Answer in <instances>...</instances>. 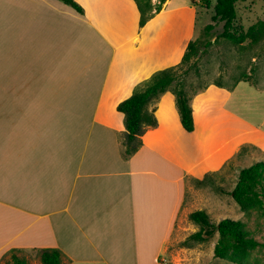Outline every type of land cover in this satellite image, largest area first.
Returning a JSON list of instances; mask_svg holds the SVG:
<instances>
[{
	"label": "crops",
	"instance_id": "1",
	"mask_svg": "<svg viewBox=\"0 0 264 264\" xmlns=\"http://www.w3.org/2000/svg\"><path fill=\"white\" fill-rule=\"evenodd\" d=\"M75 1L84 15L58 0H0V263L14 250L59 249L69 264H161L187 179L224 168L244 121L227 111L234 92L219 104L209 87L192 100L189 133L166 92L157 126L123 157L117 107L180 63L193 10L168 0L140 27L135 0Z\"/></svg>",
	"mask_w": 264,
	"mask_h": 264
},
{
	"label": "rangeland",
	"instance_id": "2",
	"mask_svg": "<svg viewBox=\"0 0 264 264\" xmlns=\"http://www.w3.org/2000/svg\"><path fill=\"white\" fill-rule=\"evenodd\" d=\"M157 1L153 0L154 3ZM210 1L211 7L205 8L199 4H192V0H169V9L188 6L193 10L195 20L193 40L199 39L202 45L200 56L193 58L188 66H183V70L190 67L189 73L185 76L187 91L192 103L196 96L210 87L208 95H211L214 102L219 104H222L220 102L225 103L228 98L227 91L234 92L232 99L226 101L227 111L235 113L244 121V143L227 161L224 168L219 172L209 174L210 177L204 185L199 186L196 178L187 179L185 202L167 246V254L161 258V264H235L214 257V245L218 235L207 242L199 244L191 242L192 245L194 244L192 247L185 246L189 237L200 230V227L189 219L190 214L197 210L206 211L214 223L226 218L242 219L252 235L260 242H264V203H258L248 211H243L234 199L219 192V188L230 191L236 186L242 168L257 162H264V147L262 148L264 141V42L243 49L233 46L224 39H218L223 32L224 23H213L212 17L217 0ZM236 9L237 19L233 30L238 35L248 33L258 23L264 21L263 0H243L237 3ZM176 16L171 11L166 13L168 20ZM208 43L210 44L207 46ZM248 43L249 41L244 45ZM181 62L182 60L173 67L181 68ZM150 79L151 77L138 84L134 92ZM241 79L249 81L243 82ZM127 95L128 91L124 90L117 96L116 101ZM160 97L153 100L150 109L155 110ZM203 97L205 96L199 99ZM248 124L251 125L250 128ZM123 136V134L120 136L121 141H123ZM217 145L216 142L211 143L209 148H216ZM21 255L25 256L30 264H41L36 252H24ZM245 264H264V248L251 251Z\"/></svg>",
	"mask_w": 264,
	"mask_h": 264
},
{
	"label": "trees",
	"instance_id": "3",
	"mask_svg": "<svg viewBox=\"0 0 264 264\" xmlns=\"http://www.w3.org/2000/svg\"><path fill=\"white\" fill-rule=\"evenodd\" d=\"M58 1L84 15V9L75 0ZM167 1L158 0L154 3L153 0H135L140 12V27H144L159 14ZM240 1L243 0H217L212 20L214 24L224 23L223 32L218 39H224L233 46L246 49L247 46L252 47L264 42V21L258 23L246 34L235 33L233 25L237 19L236 5ZM192 4H199L205 8L211 7L210 0H192ZM247 41H249L248 45H244ZM201 49L199 39L191 40L182 58L181 68L172 67L156 72L143 87L137 89L131 97L118 105L117 110L125 116L126 132L121 141L123 157L128 158L136 154L142 146L144 133L157 126L155 110L150 109V104L168 91H171L176 98L183 128L189 133L195 130L193 108L185 79L190 67L183 70V66H188L193 58L199 57ZM241 81L248 82L249 80L241 79ZM209 177L210 175H206L203 180H198L197 184L204 185ZM219 192L234 199L243 211H248L258 203H264V162H257L242 168L236 186L230 191L219 188ZM189 219L198 225L200 230L189 237L185 246L192 247L194 244L192 245L191 242L204 243L218 235L214 245L215 258L235 264H245L251 251L264 248V242H260L252 235L242 219L226 218L214 223L204 210L192 212ZM20 252L11 251L0 264H30ZM38 256L42 264H69L67 257L59 249H43L38 252Z\"/></svg>",
	"mask_w": 264,
	"mask_h": 264
}]
</instances>
